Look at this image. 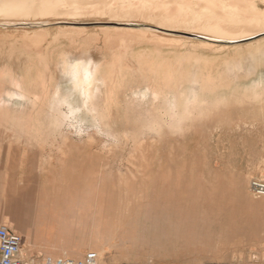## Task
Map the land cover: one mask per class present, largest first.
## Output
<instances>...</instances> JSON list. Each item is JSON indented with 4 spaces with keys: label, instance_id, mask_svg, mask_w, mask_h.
I'll use <instances>...</instances> for the list:
<instances>
[{
    "label": "rangeland",
    "instance_id": "obj_1",
    "mask_svg": "<svg viewBox=\"0 0 264 264\" xmlns=\"http://www.w3.org/2000/svg\"><path fill=\"white\" fill-rule=\"evenodd\" d=\"M61 9L63 14L0 15V183L12 180L13 168L30 151L65 172L77 169L84 179L85 254L95 253V264H264V194L251 188L253 180L264 181V31L230 40L207 31L161 30L139 17L107 21L108 14L75 13L81 7L70 3ZM139 30L141 41L135 37ZM38 31L40 38L33 39ZM28 40L41 47L27 51L20 44ZM64 58L100 63L109 76L115 74L113 107L97 122L83 115L88 124L81 130L54 125L41 98L45 89L68 91L60 68ZM153 87L160 89L157 97ZM24 88L41 98L38 108L19 100ZM133 90L147 94L134 99ZM189 95L207 103L202 112L179 127L145 126L146 109ZM9 224L3 226L13 231ZM21 255L27 264L68 259Z\"/></svg>",
    "mask_w": 264,
    "mask_h": 264
},
{
    "label": "bare ground",
    "instance_id": "obj_2",
    "mask_svg": "<svg viewBox=\"0 0 264 264\" xmlns=\"http://www.w3.org/2000/svg\"><path fill=\"white\" fill-rule=\"evenodd\" d=\"M259 1L264 2V0H0V15H3V16H20V15L26 16V15H29L31 13H36V12H42L41 14H55V13L59 12L60 14H63L64 12L62 11V9H61V12L58 10L59 5H63L64 3H70V4H74V5H79L81 7V9H77V11L74 9L76 11L75 13H79V11L87 10L88 12L91 11V13H94V14H96V13H98L100 15L108 14L109 20H107V21H112L114 19L112 17H139L142 19V21L145 24H149L150 26H155L157 28H161V30L163 29V30H167L170 32L177 30V31H182L183 33H187V34L191 33V31H202V32L207 31L210 34L214 33V34L220 35V36H218L219 38L222 37V39L225 38V39L233 40V39H238L239 38L238 35H241V33L242 34L244 33V35H241V37H240L243 39V37L254 36L257 33H261L264 31V28H259L260 26H262L264 24V8L259 7V3H258ZM60 8H62V7H60ZM82 8H85V9H82ZM70 21L72 23H78L80 20L79 19L75 20V18H72ZM111 29H113V28H111ZM119 29H116V31L118 30L119 31L118 33H121L122 28L120 29L121 31ZM179 29H182V30H179ZM105 30L107 31V29H105ZM128 30L131 31L130 29H128ZM109 31H108L107 36L109 35ZM133 32H134V30H133ZM133 32H131L132 34H130L131 37H133L137 32L141 33V30L135 31L134 35H133ZM147 32H149V35H151V37L156 35V34H153V31H147ZM36 33H38V35H36V37L34 36V38L32 36L33 39L37 38L38 36H41V35H39V31ZM36 33H34V34L32 33V34L35 35ZM43 33L44 32H42L41 34L43 35ZM104 33H105V31H104ZM122 33H123V31H122ZM126 34L124 36L127 37ZM105 35L103 34V36H105ZM112 35H113V33H112ZM107 36H105V37L107 38ZM120 36L121 35L118 34L117 41H119L121 39ZM122 36H123V34H122ZM136 36H137V38L139 37V35H137V34L135 35V37ZM214 37H215V35H214ZM39 38L40 37H38L37 39H39ZM113 38L110 39V41L111 40L113 41ZM131 39H133V38H131ZM131 39L126 38L123 40L125 41V40H131ZM139 39H140V37H139ZM152 39L154 40V38H152ZM155 39H157V37ZM21 40H23V39H21ZM134 40H132V41H134ZM117 41L116 42H110V43H113L112 46H114L117 44ZM124 41H123V43H124ZM132 41H130V42H132ZM140 41H141V39H140ZM119 42H118V44H119ZM126 42L128 44V41H126ZM24 43H26V44L24 45ZM24 43L20 44V46L21 45L25 46L24 48L28 49L27 51H31L37 47H41L40 44L36 43L35 40H33V41L30 40L28 45H27V41L26 42L24 41ZM123 43H121V44H123ZM109 45L111 46V44H109ZM106 46H107V44H106ZM124 46H127V45L125 44ZM117 47H121V46L117 45ZM127 47H129V46H127ZM109 48H111V47H109ZM60 56L64 57V55H60ZM65 58H66V56H65ZM65 58L62 60L60 59L61 60L60 64H62V65H60L61 66L60 68H61V72H62L61 74L62 75L64 74L63 77H66V80L68 83V89H67L68 91L65 93L62 92L58 86L56 88L52 89L51 91H49L48 89L47 90L45 89L44 91H42L44 93V95L41 96V98L42 99L45 98L44 104L46 103V106H47V109H46V111H48L47 116H48V118H50V116L54 118V121H55L54 125H57V123H59V125L72 126V127L77 128L78 130H81L83 127L86 126V124H88L87 121H86L87 123L85 124L84 120L82 119L83 115L90 116L94 122H97L98 119L101 116H103L105 109H107L109 107H113V104L116 100L115 95H114L116 88H115V85L111 84V82L113 81L112 79H110V76L112 75V73L109 76L110 73L106 72L105 69L102 68V64L99 63L101 65L100 66L98 63H93L91 61H86L84 59H76V61L75 60L71 61L72 59L71 60L69 59L71 61L70 62V61H68V59L66 60ZM104 67H106V66H104ZM165 69H164V71L167 70V69L166 70ZM186 70H184V71H186ZM197 71H196V73H197ZM188 72H185V73L187 74ZM156 73H157V71H156ZM167 73H169V72H167ZM185 73L183 75H185ZM118 74H117V76H118ZM113 75H115V74L113 73ZM161 75H163V74L161 73ZM166 75L167 74L165 72L164 77ZM170 75H171V73H170ZM179 75H180V73H179ZM190 75H193V74H190ZM196 75L197 74H195V76ZM207 75L210 76V74H207ZM117 76H115V77H117ZM158 76L160 77V75H158ZM177 76L178 75H176V78H177ZM118 77H120V75ZM199 77H200V75H199ZM204 77H203V79H204ZM211 77H213V76L211 75ZM168 78L171 79L172 77L171 78L168 77ZM176 78H175V81H176ZM178 78H179V76H178ZM181 78H182V75H181ZM13 79H15V78H13ZM201 79H202V77H201ZM201 79L199 78L196 80H201ZM209 79H211V78H209ZM167 80H166V82H167ZM207 80H208V78H207ZM21 81H19V82H21ZM114 81L116 82V80H114ZM175 81H173V82H175ZM177 81H179V79H177ZM184 81H186V79ZM190 81H192V80H190ZM214 81H216V80L214 79ZM15 82L16 81H14V84H15ZM196 82L199 84V81H196ZM209 82H210V80H209ZM21 83H23V82H21ZM117 83H119V82H116V84ZM197 83H196V85H197ZM206 83H204V84L202 83V84L206 85ZM108 84H110V85L108 86ZM163 84H165V83L163 82ZM166 84H165V86H166ZM174 84L176 85L177 83H174ZM26 85L27 84H25V86ZM117 85H120V84H117ZM168 85H170V87L173 86V84H171V83ZM168 85H167V87H168ZM16 86H18V83ZM45 87L46 86H44V88ZM151 87H152V85H151ZM160 87L164 88L163 86H160ZM180 87H181V85H180ZM20 88L23 89V87H20ZM25 88H24V91H22L21 93H17V97H19V100L21 98H23L24 100L26 99L25 101L30 100V102H32L34 108H35V106L37 107L41 98L37 97L36 95L34 96V98L33 97L31 98V95H29V92L26 91ZM172 88H174V87H172ZM200 88H205V87L200 86ZM16 89H17V87H16ZM157 89H159V88H157ZM175 89H176V87H175ZM175 89H174V91H176ZM181 89L182 88H179V90H181ZM27 90H29V89H27ZM42 90H43V88H42ZM149 90H151V89H149ZM159 90H156L154 88V90H152L153 96L156 95V97H157L158 94L160 93ZM169 90L164 91V92H169ZM17 91H18V89H17ZM162 91H163V89H162ZM9 92L10 91H8V93ZM149 92L151 93V91H149ZM170 92H171V90H170ZM170 92H169V96L171 94ZM172 92H173V90H172ZM177 92H178V90H177ZM182 93H183V91H182ZM30 94H31V91H30ZM146 94H147L146 90H143V91L142 90H136V91L133 90V92H132L134 99H136L135 96L145 97ZM186 94H187V92H186ZM6 95L8 96L7 92H6ZM47 95H48V97H47ZM194 95L197 96V94H194ZM150 96H152V95H150ZM160 96H161V94H160ZM180 96L182 97V95H180ZM183 96H185V95L183 94ZM13 97H12V99H14ZM199 97L201 98V96H199ZM139 98H137V99H139ZM191 98L189 95V97H185L184 99H182L183 100V103H182L183 106H181L179 111H177L178 110L177 104L180 101L178 100L179 101L178 103H176L177 101L174 103L173 100H177V98L175 99V98H173V96H172L173 100H171V101L167 100L164 103V105L161 104L162 106L160 108L153 105V107H151L150 109H146V114H145L146 120H144L145 126L152 128V129H155V127H158L161 125H166V126H169L171 128L179 127L184 119H186V118L189 119L195 113L202 112V110L205 109V107L207 105V103L206 102L204 103L200 98H197V99H198V101L201 100L202 102H196L195 99H191ZM100 99L102 100V107L99 103ZM154 99H152V100H154ZM156 99H158V98H156ZM165 99H167V98L165 97ZM0 100H2V99H0ZM182 100H181V102H182ZM203 100H205V99H203ZM128 101H127V103H128ZM140 101H142V100H140ZM30 102H28V103H30ZM155 103L156 102H154V104ZM0 104H1V102H0ZM32 104H29V105L31 106ZM155 107L159 108V109H155ZM36 109L35 110L32 109V111H36V113H38L37 111H39V110H36ZM44 110H42V113L44 112ZM28 111H29V109H28ZM30 111H31V107H30ZM46 111H45V115H46ZM25 114H26V112H25ZM45 115L41 114V116H45ZM111 115H113V114H111ZM27 117L31 118L32 116H27ZM24 118H26V117H24ZM31 120H32V118H31ZM35 123L36 122H34V124H33L34 126H35Z\"/></svg>",
    "mask_w": 264,
    "mask_h": 264
},
{
    "label": "crops",
    "instance_id": "obj_3",
    "mask_svg": "<svg viewBox=\"0 0 264 264\" xmlns=\"http://www.w3.org/2000/svg\"><path fill=\"white\" fill-rule=\"evenodd\" d=\"M0 183V225L23 239L22 252L79 259L85 255L84 179L30 151Z\"/></svg>",
    "mask_w": 264,
    "mask_h": 264
},
{
    "label": "built area",
    "instance_id": "obj_4",
    "mask_svg": "<svg viewBox=\"0 0 264 264\" xmlns=\"http://www.w3.org/2000/svg\"><path fill=\"white\" fill-rule=\"evenodd\" d=\"M251 188L257 195L264 194V181L253 180ZM23 239L6 226L0 225V264H27L21 255ZM96 254L88 252L79 261L72 259H56L46 257L45 264H95Z\"/></svg>",
    "mask_w": 264,
    "mask_h": 264
}]
</instances>
